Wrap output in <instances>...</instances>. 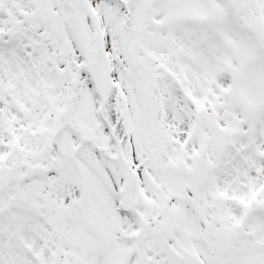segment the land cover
Here are the masks:
<instances>
[{
    "label": "snow or ice",
    "instance_id": "snow-or-ice-1",
    "mask_svg": "<svg viewBox=\"0 0 264 264\" xmlns=\"http://www.w3.org/2000/svg\"><path fill=\"white\" fill-rule=\"evenodd\" d=\"M0 264H264V0H0Z\"/></svg>",
    "mask_w": 264,
    "mask_h": 264
}]
</instances>
